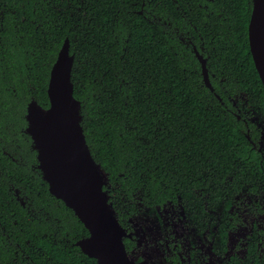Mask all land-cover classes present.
Returning <instances> with one entry per match:
<instances>
[{
    "label": "trees",
    "instance_id": "16d2710c",
    "mask_svg": "<svg viewBox=\"0 0 264 264\" xmlns=\"http://www.w3.org/2000/svg\"><path fill=\"white\" fill-rule=\"evenodd\" d=\"M252 6L253 0H248V16ZM222 11L212 0H75L71 4L69 15L79 16L81 21L92 20L85 30L90 39L94 35L93 45L104 48L114 45L109 48L110 55H118L124 44L150 51L165 86L170 85L172 107L178 106L196 130L203 131L206 141V151L198 163L168 180L163 191L158 182L143 187L129 186L120 179L118 169L107 172L117 195H121L123 188L124 197L139 193L145 204H162L183 189L199 187L206 180L215 182L235 166L240 169L253 163L255 154L248 151L242 123L230 112L231 99L243 94L264 107V86L253 67V58L249 55L245 60L247 29L241 28L243 36L233 31L248 17L241 9L234 14L225 11L221 18ZM53 15L44 0H0V20L6 32L0 48V207L4 209L0 219V264L11 262L14 253L21 250L30 256L29 264H97L74 245L88 231L71 209L50 194L38 169L37 151L26 133L30 102L36 100L44 108L50 106L47 92L50 73L66 39L70 41L71 54L75 51L71 34L67 38L62 34L59 42L45 51L46 45L41 44L42 24L50 25ZM145 16H151L152 23H145ZM169 22L171 29L167 26ZM194 47L207 60L213 91L204 82ZM105 67L109 72L106 83L120 84L119 77L112 76L115 71L112 62ZM102 71L104 67H99L96 75ZM73 75L85 89L90 87L91 77L87 73L84 77ZM159 83L157 77L156 84ZM78 89L79 85L74 84V95ZM84 94L79 92L80 96ZM78 101L82 103V125L88 142L94 130L89 120L100 105L92 99ZM89 147L91 150L95 145ZM202 173L206 175L201 176ZM46 215L56 229L48 228ZM13 221L19 228L12 225ZM3 228L9 239L3 236ZM57 229L60 234L55 236ZM44 231L49 236L45 237ZM60 235L70 243L58 242ZM53 238H57V244ZM19 264L26 263L19 259Z\"/></svg>",
    "mask_w": 264,
    "mask_h": 264
},
{
    "label": "snow or ice",
    "instance_id": "6c2138e0",
    "mask_svg": "<svg viewBox=\"0 0 264 264\" xmlns=\"http://www.w3.org/2000/svg\"><path fill=\"white\" fill-rule=\"evenodd\" d=\"M74 2L44 0L54 15L50 25L42 24L41 44L46 45L47 51L59 42L62 34L65 38L71 34L76 63L75 67L72 61L70 65L60 59L55 63L50 73V107L48 110L37 108L32 114V122L36 131L41 133L45 160L40 161L49 182L53 183L52 177L58 168L59 175L55 181L58 188L75 187L78 190V198L85 205L80 218L84 216L83 221L91 230V237L86 242L95 253L106 249L112 239L109 216L104 207L107 199L104 193L108 191L106 173L118 169L119 177L126 185L143 187L158 182L163 191L168 187V180L184 174L186 169L198 163L206 151V141L203 131H197L195 124L178 110V106L172 107L174 98L168 92L170 85L165 86L161 70L151 58L150 51L124 44L118 55H110L109 48L114 45L109 48L93 45L91 39L95 38L94 35L90 39L85 30V25H91L92 20L81 21L79 16L68 14ZM212 2L224 10L219 13L221 18L225 11L234 14L243 9V15L248 18L233 31H239L243 36L241 28L247 29L249 40L248 50L244 52L245 60L249 55L253 58V67L261 77L257 60L264 65V6L248 16V0ZM44 14L48 15L47 12ZM145 23H152V17L145 16ZM167 26L171 29V22ZM5 34L4 23L0 20V48ZM108 62H112L115 69L112 76L114 79L118 76L120 84L112 86L110 82L106 83L109 72L105 65ZM99 67H104V71L97 76ZM73 73L80 77L87 73L91 77L90 87L85 89ZM157 77H160L159 84H156ZM74 84L79 85L76 95L73 93ZM81 91L84 96L79 95ZM89 99L100 106L89 120L94 130L86 143L78 100ZM240 100L245 105L249 104L244 96ZM89 145L95 147L90 150ZM120 192L123 197L124 189L121 188ZM251 195L255 198L256 194ZM260 195L264 197V192ZM197 196L204 212L218 214V209L209 202L210 194L200 196L197 193ZM240 198L237 194L236 199ZM124 202L129 208H135L142 200L138 193L135 202ZM3 210L0 207V219ZM196 210L200 211L199 208Z\"/></svg>",
    "mask_w": 264,
    "mask_h": 264
},
{
    "label": "flooded vegetation",
    "instance_id": "af4514ba",
    "mask_svg": "<svg viewBox=\"0 0 264 264\" xmlns=\"http://www.w3.org/2000/svg\"><path fill=\"white\" fill-rule=\"evenodd\" d=\"M231 103L230 112L242 123L248 139V151L255 154L251 165H243L240 169L235 166L233 171L220 175L215 182L206 180L199 187L183 189L162 204H145L140 196L142 203L135 208H129L124 201L135 202L138 193L133 197H122L113 191L115 186L109 182L110 201L125 231L123 243L134 264H264V197L260 195L264 192V107L253 100L245 105L238 95L231 99ZM197 193L200 196L210 194L209 202L218 209L217 215L203 211ZM251 193L256 194L255 198ZM16 194L20 192L16 190ZM237 194H240L239 200ZM21 203L26 206L22 199ZM46 218L48 228L56 229L52 219ZM59 222L62 228L61 220ZM12 225L19 228L16 221ZM9 227L13 230L12 226ZM58 233L57 229L55 236ZM3 236L10 238L5 228ZM44 236L49 233L44 231ZM88 236L89 231L81 239ZM81 239L74 245L77 246ZM58 240L66 242L64 245L70 243L61 235ZM53 242L57 244V238H53ZM11 259L3 264H19V259L29 264L31 258L21 250L16 251Z\"/></svg>",
    "mask_w": 264,
    "mask_h": 264
},
{
    "label": "water",
    "instance_id": "95a60500",
    "mask_svg": "<svg viewBox=\"0 0 264 264\" xmlns=\"http://www.w3.org/2000/svg\"><path fill=\"white\" fill-rule=\"evenodd\" d=\"M262 6H264V0H253L251 15L254 14L255 11L258 12ZM254 49H255V45H254ZM195 51H196L195 54L202 67V75H203L204 82L206 86L213 91L214 89L212 87L210 75H209L208 68H207V60L202 55H200L197 50ZM59 59L62 63L67 62V64L69 65L71 64V61H72V64L74 67L75 59L73 58V55L70 52L69 39H66L62 49L60 50L57 61ZM257 66H258V69L261 75V77L260 76L259 77L264 86V65H261L260 61L257 60ZM49 89H50V80H49V85H48V90H47L48 93H49ZM73 93H74V85H73ZM48 97H49V101L51 102V97L49 96V94H48ZM78 103H80V112L82 115V103L80 101H78ZM49 107L44 108L36 100H32L30 102L27 108V115H26V119L28 122L26 133L30 135L33 141V148L35 149V151H37L38 168L42 173V177L44 181L49 186L50 194L54 196L56 199L61 200L66 205V207L71 209L75 213V215L78 217V219L84 224L86 229L89 231V236L79 240L76 243V245L81 249V251L85 255L94 259L97 264H134V262H132L129 259L128 254L126 252V249L123 243V237L125 236V231L120 225L119 220L117 218V213L113 206V203L112 201H110L111 195H110L109 189L107 192L104 193V195L107 197V199L104 202V207L105 209H107V212H108L112 239H111L110 245L106 249H104L103 251H98V252L93 253L89 249L87 242H86L91 237V230L89 229L88 225L84 223L83 221L84 216H81L80 218L81 212L85 211V205L83 201L80 198H78L79 196L78 190L75 187H65L64 189L58 188L57 183L55 182L57 179V176L59 175L58 168L56 169V174L53 175L52 177L53 183L49 182V176L47 174V171L45 174L44 167L43 165H41V161L43 162L45 160V155L42 150L41 133H38L36 131L33 125V122H32V114L33 112L36 111L37 108H39L40 110H48ZM82 123H83V115H82V122H81V126L83 127ZM83 133H84V128H83ZM84 140L87 143L85 133H84ZM106 175L108 176V185H109L110 176L108 173H106Z\"/></svg>",
    "mask_w": 264,
    "mask_h": 264
}]
</instances>
